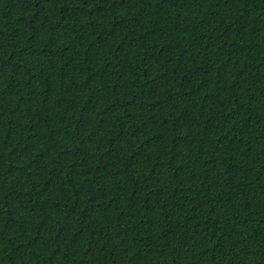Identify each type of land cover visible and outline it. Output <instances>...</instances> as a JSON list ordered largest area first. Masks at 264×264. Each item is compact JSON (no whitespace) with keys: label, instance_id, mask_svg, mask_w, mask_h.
I'll list each match as a JSON object with an SVG mask.
<instances>
[{"label":"trees","instance_id":"trees-1","mask_svg":"<svg viewBox=\"0 0 264 264\" xmlns=\"http://www.w3.org/2000/svg\"><path fill=\"white\" fill-rule=\"evenodd\" d=\"M0 264H264V0H0Z\"/></svg>","mask_w":264,"mask_h":264}]
</instances>
